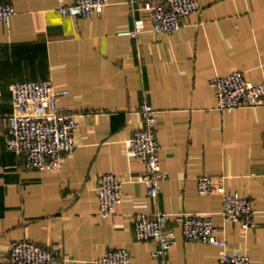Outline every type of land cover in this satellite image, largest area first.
Instances as JSON below:
<instances>
[{
	"label": "crops",
	"instance_id": "0c3cea01",
	"mask_svg": "<svg viewBox=\"0 0 264 264\" xmlns=\"http://www.w3.org/2000/svg\"><path fill=\"white\" fill-rule=\"evenodd\" d=\"M0 1L14 8L0 24V264L15 240L49 248L66 264H94L116 248L128 250L131 264H219L221 247L184 240L181 212L210 214L231 252L264 264V103L222 112L209 83L232 70L264 82V0H198L178 32L162 34L151 31L142 0H108L94 20L58 11L74 0ZM24 81L67 89L58 105L84 113L77 147L57 171L25 168L7 147L10 87ZM145 102L156 111L165 176L156 199L139 181L145 163L124 146L144 126ZM104 172L123 181L113 215L98 207ZM201 174L250 198L255 224L243 230L224 220L221 188L200 195ZM156 211L171 215L175 243L164 256L156 242L133 235L137 218Z\"/></svg>",
	"mask_w": 264,
	"mask_h": 264
},
{
	"label": "built area",
	"instance_id": "2783aa9c",
	"mask_svg": "<svg viewBox=\"0 0 264 264\" xmlns=\"http://www.w3.org/2000/svg\"><path fill=\"white\" fill-rule=\"evenodd\" d=\"M149 13L151 31L156 34L178 32L182 20L200 9L198 0H142ZM108 0H74L59 8L65 16L77 15L94 20L100 16ZM14 13L12 4L0 1V24H8ZM122 35L132 38L138 32L127 31ZM215 92L216 107L222 112H232L243 104L264 103V82L253 83L244 73L232 70L209 80ZM13 112L7 117V147L15 153L23 167L41 172L57 171L64 155H71L77 147V132L83 112H67L58 105L67 89L56 88L45 81H24L11 85ZM144 126L135 130L125 140V153L129 159H139L146 165L139 181L146 184L147 194L156 199L164 179L159 157L160 143L157 138V116L147 102L139 109ZM122 179L114 172L98 176V207L102 214L113 215L122 202ZM222 191L221 215L226 221H238L243 230L255 224L253 201L224 188L220 181L209 174L197 178L200 195ZM183 238L190 242H201L221 247L223 253L219 264H250L247 255L239 250L231 252L226 241L218 236L210 214L181 212L178 214ZM171 215L156 211L141 214L134 223L136 241H154L158 248L155 254L164 256L175 243L169 227ZM8 264H66V260L51 249L28 240L12 241L9 247ZM94 264H131L127 249H107L94 260Z\"/></svg>",
	"mask_w": 264,
	"mask_h": 264
}]
</instances>
